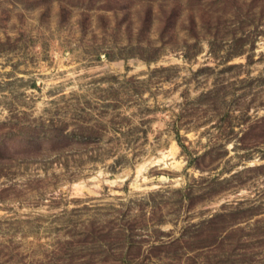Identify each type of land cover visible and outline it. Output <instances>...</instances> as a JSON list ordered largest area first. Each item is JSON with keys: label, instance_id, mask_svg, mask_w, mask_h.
<instances>
[{"label": "rangeland", "instance_id": "374dc122", "mask_svg": "<svg viewBox=\"0 0 264 264\" xmlns=\"http://www.w3.org/2000/svg\"><path fill=\"white\" fill-rule=\"evenodd\" d=\"M0 264H264V0H0Z\"/></svg>", "mask_w": 264, "mask_h": 264}]
</instances>
